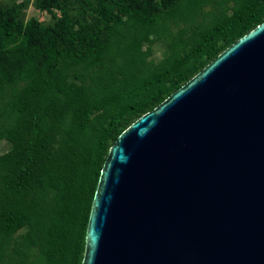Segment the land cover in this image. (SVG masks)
Segmentation results:
<instances>
[{
	"label": "trees",
	"instance_id": "16d2710c",
	"mask_svg": "<svg viewBox=\"0 0 264 264\" xmlns=\"http://www.w3.org/2000/svg\"><path fill=\"white\" fill-rule=\"evenodd\" d=\"M82 1L94 13L86 24L59 0H43L55 8L50 23L0 5V139L12 140L0 154V264H81L118 135L264 20V0ZM211 2L222 10L209 15ZM170 21L183 34L162 60L146 62L142 43ZM54 127L67 138L57 150Z\"/></svg>",
	"mask_w": 264,
	"mask_h": 264
},
{
	"label": "water",
	"instance_id": "95a60500",
	"mask_svg": "<svg viewBox=\"0 0 264 264\" xmlns=\"http://www.w3.org/2000/svg\"><path fill=\"white\" fill-rule=\"evenodd\" d=\"M81 264H264V20L118 135Z\"/></svg>",
	"mask_w": 264,
	"mask_h": 264
},
{
	"label": "rangeland",
	"instance_id": "374dc122",
	"mask_svg": "<svg viewBox=\"0 0 264 264\" xmlns=\"http://www.w3.org/2000/svg\"><path fill=\"white\" fill-rule=\"evenodd\" d=\"M65 11L70 14L73 18L77 19L80 23H88L94 18L93 11L89 8V6L84 3L82 0H59ZM94 4H98L101 0H91ZM107 3L111 4L113 8H115V4L113 0H105ZM43 0H0V5L4 7H11L13 8L14 12L24 21H28L32 17H38L43 20L45 23L52 22L53 18L51 16V11L55 8L51 4H43L41 3ZM223 6L217 7L215 3H209L205 6V11L211 15L212 13H218L222 10ZM208 15V16H209ZM183 23L170 21L167 24V29L159 33H153L150 35L148 40H145L142 43V50L146 52L148 55L146 57V62L152 60L154 63H158L162 60L165 56H167L171 50V42L177 37L182 35V28ZM190 33V30H187L184 33L186 36ZM119 59V58H118ZM145 64V63H143ZM119 66V65H118ZM116 66L115 68V77L117 79L122 78L120 74V68ZM97 112L91 114V117L96 115ZM48 121L51 124L59 125L61 124L58 120L48 118ZM94 131V128L91 129ZM52 137V147L54 149H59L67 140L66 134L62 128L54 127L49 132ZM12 146V140L9 138L0 139V154L4 153L5 151L9 150ZM25 231V228L18 231L15 234L17 240H21V235ZM20 242V241H19ZM30 259L36 255L35 249H28L27 250Z\"/></svg>",
	"mask_w": 264,
	"mask_h": 264
}]
</instances>
